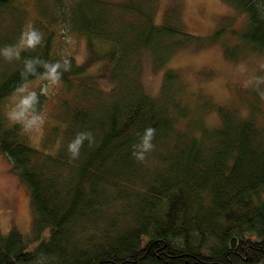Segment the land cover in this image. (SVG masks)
Instances as JSON below:
<instances>
[{
	"label": "trees",
	"instance_id": "16d2710c",
	"mask_svg": "<svg viewBox=\"0 0 264 264\" xmlns=\"http://www.w3.org/2000/svg\"><path fill=\"white\" fill-rule=\"evenodd\" d=\"M227 1L243 24L195 35L175 9L157 22V0H0V151L28 187L33 230L49 227L32 248L0 231V264H264L262 81L215 102L194 99L176 67L156 92L140 77L144 58L221 31L228 56L264 55V0ZM93 57L105 62L96 78ZM36 78L64 93L39 146L3 106ZM22 101L33 111L40 95Z\"/></svg>",
	"mask_w": 264,
	"mask_h": 264
},
{
	"label": "rangeland",
	"instance_id": "374dc122",
	"mask_svg": "<svg viewBox=\"0 0 264 264\" xmlns=\"http://www.w3.org/2000/svg\"><path fill=\"white\" fill-rule=\"evenodd\" d=\"M27 8L25 14L22 13V23L34 15L30 4ZM173 9L179 13L186 31L195 35L211 34L225 19L234 22L235 18L236 26L245 21V15L227 0H157L156 21H163L166 11L172 13ZM221 33L223 32L218 33L216 40L211 37L202 45H195L197 40L189 41L176 48L166 60H155L156 65L151 59L144 58L140 73L142 83L149 90L158 91L162 70L171 66L180 70L194 99H201L202 96L212 97L215 102L235 99L252 88L256 79L262 81L264 88V55L245 51L239 54L241 56H228L224 53L223 46L217 42ZM86 52L89 51L85 42L74 46L73 54L77 61L85 60ZM90 60L86 71L96 78V73L103 71L102 65L105 62L102 58L93 57ZM99 82L103 83L101 80ZM62 93L61 83L57 80L36 78L24 82L3 104L8 121L22 122L30 142L39 146L44 133L42 124L58 110L59 96ZM38 94L40 102L34 103L36 109L28 110L22 99L28 105H33L35 95ZM204 119L214 122L217 115L214 111H207ZM11 228L25 234L27 248H32L49 233L48 226L33 230L28 187L19 172L12 168L9 159L0 151V231L6 233Z\"/></svg>",
	"mask_w": 264,
	"mask_h": 264
}]
</instances>
